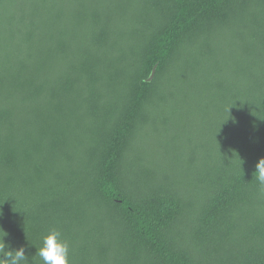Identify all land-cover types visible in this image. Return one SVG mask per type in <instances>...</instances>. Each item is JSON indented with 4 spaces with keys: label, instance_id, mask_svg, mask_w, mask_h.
I'll list each match as a JSON object with an SVG mask.
<instances>
[{
    "label": "trees",
    "instance_id": "trees-1",
    "mask_svg": "<svg viewBox=\"0 0 264 264\" xmlns=\"http://www.w3.org/2000/svg\"><path fill=\"white\" fill-rule=\"evenodd\" d=\"M261 156L264 0H0V228L28 264L53 228L69 264H264Z\"/></svg>",
    "mask_w": 264,
    "mask_h": 264
},
{
    "label": "clouds",
    "instance_id": "clouds-1",
    "mask_svg": "<svg viewBox=\"0 0 264 264\" xmlns=\"http://www.w3.org/2000/svg\"><path fill=\"white\" fill-rule=\"evenodd\" d=\"M253 172L257 185L264 191V156L258 158ZM9 234L0 228V264H28L29 256L25 247L11 248L5 238ZM43 264H69V244L62 239L61 233L50 229L41 239V245L36 253Z\"/></svg>",
    "mask_w": 264,
    "mask_h": 264
},
{
    "label": "water",
    "instance_id": "water-1",
    "mask_svg": "<svg viewBox=\"0 0 264 264\" xmlns=\"http://www.w3.org/2000/svg\"><path fill=\"white\" fill-rule=\"evenodd\" d=\"M154 72H155V67L152 69V71H151L149 77L147 78V80H146L147 82H150V81L152 80V78H153V76H154Z\"/></svg>",
    "mask_w": 264,
    "mask_h": 264
}]
</instances>
